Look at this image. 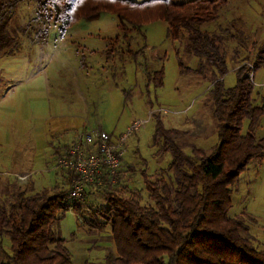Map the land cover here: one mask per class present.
I'll return each instance as SVG.
<instances>
[{
  "label": "rangeland",
  "instance_id": "374dc122",
  "mask_svg": "<svg viewBox=\"0 0 264 264\" xmlns=\"http://www.w3.org/2000/svg\"><path fill=\"white\" fill-rule=\"evenodd\" d=\"M37 10L30 0L19 6L9 27L19 45L13 54L0 55V209L9 208L16 192L35 196L66 190L75 175L59 169L56 151L62 154L92 128L106 131L116 141L134 123H143L125 143L123 168L133 176L128 178L132 189H142L138 172L145 168L159 172L172 160L171 152H163L165 138L156 134L159 120L165 130L176 131L173 136L188 155L194 147L209 153L216 146L218 130L209 93L213 78L207 74L209 67L202 72L201 60L186 53V35L174 42L167 36L170 25L161 20L141 28L126 23V32L115 12H102L90 21L75 12L73 23L63 26L35 20ZM203 30L217 33L227 51L226 88L236 85L238 69L257 65L249 80L256 104L263 106L264 0H228L217 21ZM83 97L89 108L86 122L80 124L83 118L72 121L69 116L82 114ZM248 128L246 120L243 132ZM255 135L264 138V115ZM93 189H88L84 202L67 199L69 209L60 223L74 264H104L106 256L117 254L110 228L92 232L81 226L72 208L101 207L103 201ZM232 213L243 214L257 246L264 250V159L253 161L241 173ZM5 246L10 248L8 239Z\"/></svg>",
  "mask_w": 264,
  "mask_h": 264
},
{
  "label": "trees",
  "instance_id": "16d2710c",
  "mask_svg": "<svg viewBox=\"0 0 264 264\" xmlns=\"http://www.w3.org/2000/svg\"><path fill=\"white\" fill-rule=\"evenodd\" d=\"M25 1L0 0L1 56L13 54L19 45L18 35L9 27ZM30 1L39 9L35 20L61 22L63 26H70L79 11L88 21L102 12H115L126 32V23L141 28L155 20L167 22V36L175 42L186 35V53L201 60L202 72L209 67L207 74L213 78L209 93L218 143L209 153L194 147L192 155L186 154L173 136L176 131L165 130L159 120L156 134L165 138L163 152L172 154L168 168L154 173L142 168L137 176L143 180L139 181L142 189H132L128 180L133 176L124 170L123 160L116 174L106 173L102 186L91 188L103 201L101 207H72L81 226L97 233L110 228L117 254L106 256L104 264H264V250L257 246L243 214L232 213L241 173L253 161L264 159V138L255 135L264 105L256 104L248 76L257 65L238 69L236 85L226 88L227 51L217 33L203 30L205 24L217 21L228 0H151L140 4L129 0ZM21 30L25 34L26 29ZM246 120L249 128L244 133ZM56 154L59 158L61 152ZM71 183L53 195L27 196L21 191L12 195L9 208L0 209V264H74L60 231L69 209ZM6 239L10 248L5 246Z\"/></svg>",
  "mask_w": 264,
  "mask_h": 264
},
{
  "label": "built area",
  "instance_id": "2783aa9c",
  "mask_svg": "<svg viewBox=\"0 0 264 264\" xmlns=\"http://www.w3.org/2000/svg\"><path fill=\"white\" fill-rule=\"evenodd\" d=\"M142 125V122L134 123L128 133L116 141L106 131L92 128L69 145L65 154L60 155L58 167L75 175L69 193L71 200L84 202L89 188L101 187L106 173L114 175L121 169L127 154L126 140Z\"/></svg>",
  "mask_w": 264,
  "mask_h": 264
},
{
  "label": "crops",
  "instance_id": "0c3cea01",
  "mask_svg": "<svg viewBox=\"0 0 264 264\" xmlns=\"http://www.w3.org/2000/svg\"><path fill=\"white\" fill-rule=\"evenodd\" d=\"M83 99H84V101H83ZM83 99H81V102H82V104L85 106V108H83L82 114H79V113L73 112L72 115L69 116V120L74 121L75 118H78V119H82V118H83V120H82V122H81L80 124H84V122H86V119H84V116L87 115L86 112L88 111L89 103H88V101H87V99H86L85 97H83ZM85 118H86V117H85ZM74 124H76V123H74ZM66 127H67L66 129H70V128H72L73 126H66ZM91 128H92V127H91ZM74 141H75V140H74ZM74 141H73V142H74ZM63 153L65 154V151H64ZM63 153H62V154H63Z\"/></svg>",
  "mask_w": 264,
  "mask_h": 264
},
{
  "label": "snow or ice",
  "instance_id": "6c2138e0",
  "mask_svg": "<svg viewBox=\"0 0 264 264\" xmlns=\"http://www.w3.org/2000/svg\"><path fill=\"white\" fill-rule=\"evenodd\" d=\"M58 2H59V0H58ZM67 2H68L69 4H71L72 0H67ZM81 2H82V0H81Z\"/></svg>",
  "mask_w": 264,
  "mask_h": 264
}]
</instances>
